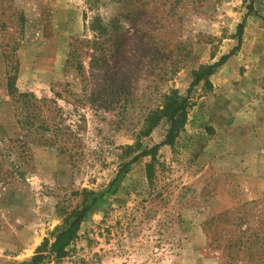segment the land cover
I'll list each match as a JSON object with an SVG mask.
<instances>
[{
    "label": "rangeland",
    "instance_id": "374dc122",
    "mask_svg": "<svg viewBox=\"0 0 264 264\" xmlns=\"http://www.w3.org/2000/svg\"><path fill=\"white\" fill-rule=\"evenodd\" d=\"M172 92L188 121L149 180L151 158L134 159L164 140L147 117ZM37 255L264 264V0H0V264Z\"/></svg>",
    "mask_w": 264,
    "mask_h": 264
},
{
    "label": "trees",
    "instance_id": "16d2710c",
    "mask_svg": "<svg viewBox=\"0 0 264 264\" xmlns=\"http://www.w3.org/2000/svg\"><path fill=\"white\" fill-rule=\"evenodd\" d=\"M240 30L242 25L239 26ZM234 54V51L229 53V55L224 56L220 62L215 63L213 65H205L201 68L200 71L196 72L194 75V81L191 84V88L187 92L190 95V92L193 87L203 83L204 90L212 89V84L209 78L214 75L216 70L225 63V61ZM10 87L11 85L8 84ZM10 93L15 94L17 91L11 87ZM182 96L178 92H172L169 96L165 98V103L163 109L159 113H151L147 117V124L148 126H152L153 123H159L162 120L166 122L167 130L164 140L152 147H145L141 153H139L135 157V161L139 158H146L150 157L152 163L147 166V175L149 180L152 177V173L154 172V165L158 157V152L161 147L164 146H174L176 139L178 138L179 134L186 126L188 121V108L190 106L189 103V96ZM19 98L26 97V95H19ZM149 133L151 129L147 130ZM132 162L124 164L121 169L117 173L116 180L114 184H117L124 175L129 171V167ZM96 203V199H93L92 204ZM91 211V206L84 207L81 211H79L73 221L65 228L64 230L60 231L56 237L55 241L52 244L50 251L53 253V256L56 260L63 259L67 256V252L71 244L77 239L78 232L80 230L82 222L87 217L88 213ZM44 257L43 255H37L31 259L26 264H41Z\"/></svg>",
    "mask_w": 264,
    "mask_h": 264
},
{
    "label": "built area",
    "instance_id": "2783aa9c",
    "mask_svg": "<svg viewBox=\"0 0 264 264\" xmlns=\"http://www.w3.org/2000/svg\"><path fill=\"white\" fill-rule=\"evenodd\" d=\"M73 243H74V242H73ZM73 243H72V244H73ZM72 244H71V245H72ZM70 247H71V246H70ZM68 252H69V249H68ZM68 252H67V253H68Z\"/></svg>",
    "mask_w": 264,
    "mask_h": 264
}]
</instances>
